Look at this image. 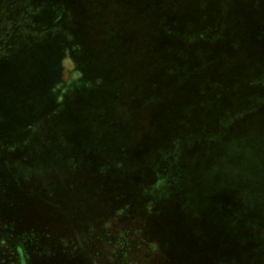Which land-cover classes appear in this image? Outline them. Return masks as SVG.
Segmentation results:
<instances>
[{"label": "rangeland", "instance_id": "1", "mask_svg": "<svg viewBox=\"0 0 264 264\" xmlns=\"http://www.w3.org/2000/svg\"><path fill=\"white\" fill-rule=\"evenodd\" d=\"M0 264H264V0H0Z\"/></svg>", "mask_w": 264, "mask_h": 264}, {"label": "trees", "instance_id": "2", "mask_svg": "<svg viewBox=\"0 0 264 264\" xmlns=\"http://www.w3.org/2000/svg\"><path fill=\"white\" fill-rule=\"evenodd\" d=\"M68 32V31H67Z\"/></svg>", "mask_w": 264, "mask_h": 264}]
</instances>
